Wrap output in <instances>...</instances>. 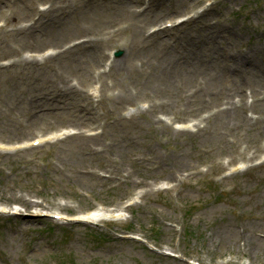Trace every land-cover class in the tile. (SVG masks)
Wrapping results in <instances>:
<instances>
[{
	"label": "rangeland",
	"instance_id": "obj_1",
	"mask_svg": "<svg viewBox=\"0 0 264 264\" xmlns=\"http://www.w3.org/2000/svg\"><path fill=\"white\" fill-rule=\"evenodd\" d=\"M1 208L0 264H264V0H0Z\"/></svg>",
	"mask_w": 264,
	"mask_h": 264
},
{
	"label": "bare ground",
	"instance_id": "obj_2",
	"mask_svg": "<svg viewBox=\"0 0 264 264\" xmlns=\"http://www.w3.org/2000/svg\"><path fill=\"white\" fill-rule=\"evenodd\" d=\"M237 63L239 64L240 68H239L238 71L233 72L234 74H236V73H242L243 71L246 70V68L250 70V68H249L248 65H252V63H251L250 61H248V59H245L244 64H243V62L240 63V62H238V61H237ZM114 64H115V61H111L110 65H114ZM242 65H243V66H242ZM117 66L120 67V64L118 63ZM231 68H232V67H230V71H231ZM233 69H236L235 66H233ZM221 73H222L224 76L226 75L227 71H225V67H222V68H221ZM67 87H69V89L71 88V86L69 85V83H68V86H67ZM67 87H66V88H67ZM64 91H65V89H61L60 94H61L62 92H64ZM50 99H51V100H50L49 102L46 101V102L40 104V105H43V106L45 107L46 112L49 111V110H52V109H50V107H49L51 101H52V100H57V99H52V98H50ZM57 101H58V100H57ZM62 104H63V106H61V109H63V108L66 107V101H63ZM234 104H236V103H234ZM59 105H60V104H59ZM62 111H63V110H62ZM42 112H43V111H41L39 114H41ZM39 114H38V115H39ZM92 134H95V133H92ZM74 135H77V136H83V137L86 136V135H85V132L82 131V130L77 131L76 134H74ZM24 205L27 206V207H31V206L49 207V206H48L47 204H45V203L42 204V203H29V202H24ZM2 209H3V208H1L0 210H2ZM97 210H98V209H94V210H90V211H87V212L82 213V214H78V215H76L74 218H75V219H78V220H82V221L94 222V220H95L98 216H100V213H99ZM117 215H118L117 213L112 214V216H117Z\"/></svg>",
	"mask_w": 264,
	"mask_h": 264
}]
</instances>
